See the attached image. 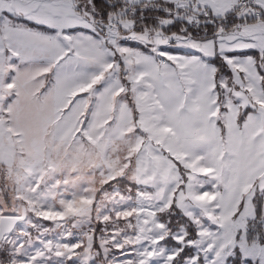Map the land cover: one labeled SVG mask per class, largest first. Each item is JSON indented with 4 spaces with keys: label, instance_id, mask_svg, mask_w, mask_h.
Returning a JSON list of instances; mask_svg holds the SVG:
<instances>
[{
    "label": "snow or ice",
    "instance_id": "6c2138e0",
    "mask_svg": "<svg viewBox=\"0 0 264 264\" xmlns=\"http://www.w3.org/2000/svg\"><path fill=\"white\" fill-rule=\"evenodd\" d=\"M0 264H264V0H0Z\"/></svg>",
    "mask_w": 264,
    "mask_h": 264
}]
</instances>
